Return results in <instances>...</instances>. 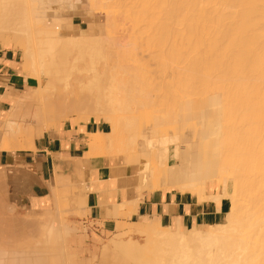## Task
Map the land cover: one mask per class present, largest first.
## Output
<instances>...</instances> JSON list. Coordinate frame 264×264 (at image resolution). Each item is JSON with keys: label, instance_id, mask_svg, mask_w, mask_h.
Wrapping results in <instances>:
<instances>
[{"label": "bare ground", "instance_id": "6f19581e", "mask_svg": "<svg viewBox=\"0 0 264 264\" xmlns=\"http://www.w3.org/2000/svg\"><path fill=\"white\" fill-rule=\"evenodd\" d=\"M82 1L0 0V42L21 52L18 68L34 80L0 95L7 102L0 149H36L35 140L67 117L110 126L90 135L87 158L54 164L47 181L52 220L37 246L0 251V264H115L119 246L132 264H264V0H88L106 9L104 29L90 22L71 33ZM120 14L132 31L127 50L114 52L120 43L111 29L121 26ZM160 66L172 68L171 76ZM96 155L111 166L107 181L90 177L88 158ZM126 167L131 174L119 179ZM117 187L122 200L105 213L122 211L128 229L99 258L77 256L75 246L88 237L66 218L88 213L90 189ZM143 187L228 197L231 207L221 224L130 221L137 202L130 195Z\"/></svg>", "mask_w": 264, "mask_h": 264}, {"label": "crops", "instance_id": "0c3cea01", "mask_svg": "<svg viewBox=\"0 0 264 264\" xmlns=\"http://www.w3.org/2000/svg\"><path fill=\"white\" fill-rule=\"evenodd\" d=\"M17 51L19 50L0 42V95L34 83L32 79L25 80L19 70L20 57ZM6 107L7 102L0 99V110ZM70 118L71 120L60 121L50 131H44L35 140L36 149L15 152L0 149V251L26 252V249L29 251L38 245L44 233L45 223L52 220L49 214L47 181H53L54 164L60 162L65 166L69 159L87 158L90 135L93 132L108 130V124L97 118ZM29 165L34 167V175H28ZM88 171L91 179L96 182L107 181L113 175L111 166L101 155L88 158ZM130 174L129 167H126L118 177L122 179ZM194 192L145 187L134 190L130 196L137 198V202L129 220L135 221L141 217L146 220H159L160 224L170 228L223 223L226 212L231 207L230 199L221 197L219 200H199ZM122 197L118 187L109 192L108 189H90L86 203L88 213L82 217H68L66 220L72 221V224L78 223L80 232L83 231L80 219L85 220L86 225L99 234L112 231L115 229L117 218L105 217L104 213L107 208H112L113 203L120 202ZM83 232L88 237V243L80 248V252L85 256L91 252L97 253L101 247L97 238L91 237L86 231ZM70 245L73 250V244Z\"/></svg>", "mask_w": 264, "mask_h": 264}, {"label": "rangeland", "instance_id": "374dc122", "mask_svg": "<svg viewBox=\"0 0 264 264\" xmlns=\"http://www.w3.org/2000/svg\"><path fill=\"white\" fill-rule=\"evenodd\" d=\"M101 3H109V2H111L112 0H99ZM127 1H131V0H127ZM87 3H89L88 5H87ZM112 3H114V1L112 2ZM91 7H90V6ZM89 6V7H88ZM93 6V7H92ZM96 5H92V3L90 2V1H88V0H83L82 1V3L80 4V7H79V10L82 12H80L81 13V15H79L80 13H78V14H75V15H73L72 16V20H73V22L75 23V25H72V27L70 28L71 30H70V32L71 33H76V31H75V29L74 28H81V29H86L87 27H88V25H89V23L90 22H95V31H97L98 33H100L102 30V28L104 27H102V26H100V25H104V23L106 22V20H107V15H106V9H102V8H99V7H95ZM88 7V8H87ZM83 14V15H82ZM121 15V14H120ZM118 15L119 17H121V19L118 17V21L117 22H119L118 24L120 25L121 24V26H117V27H115V28H110L111 30H112V32H113V39L117 42V43H120L117 47H115L116 49L114 50V48H113V51L114 52H116V51H119V50H121V49H124V50H122V51H125V49L127 48V47H125V43L126 42H128V40L130 39V31H132L131 29H130V23L127 21H124V18H123V16L121 15ZM110 19H114V16H112V15H110V16H108ZM122 19H123V22H120V21H122ZM126 20V19H125ZM127 23L128 24V26H127V24L125 25V24ZM123 25V26H122ZM125 25V26H124ZM126 26H127V28H126ZM104 29V28H103ZM144 44V43H143ZM142 44V45H143ZM140 46V45H139ZM140 49H142V47L140 46ZM139 49V50H140ZM144 49V48H143ZM142 49V50H143ZM127 50V49H126ZM150 51V49L149 50H147V54H149V53H151V51ZM141 53H143V54H139V55H142V57H144V58H142L141 57V59H139V60H141L140 62H143V60L144 61H146V55L147 54H144V52H145V50L142 52V51H140ZM17 53H18V57H20V54H21V52L20 51H17ZM146 53V52H145ZM138 55V56H139ZM137 56V57H138ZM150 56H152L151 54H150ZM153 57V56H152ZM139 58V57H138ZM150 57L148 56V58H147V60L149 59ZM152 59H154V57L152 58ZM131 61V60H130ZM129 61V62H130ZM148 61H151V60H148ZM158 62H159V60H157ZM134 62V60H132V63ZM140 62L138 61V63L140 64ZM154 62V61H153ZM161 62V61H160ZM144 63V62H143ZM145 63H147V62H145ZM144 63V64H145ZM155 63V62H154ZM152 64V66L154 65V67H156V66H159L158 64L155 66V64ZM130 64V66H131V63H129ZM134 64H137L136 62H134L133 64H132V66L134 65ZM141 65H142V63H141ZM148 65H150V62L148 63ZM160 65L162 66V63H160ZM135 66V65H134ZM133 66V67H134ZM138 66V65H137ZM146 65H144V67H145ZM160 66V67H161ZM175 66V65H174ZM154 67H151V68H154ZM166 67V66H165ZM165 67L163 66V68L162 69H165ZM150 68V67H149ZM148 68V66H146V69H149ZM161 68H159V69H161ZM167 69H166V72H168V71H172L171 69L172 68H169V67H166ZM155 69V71H158L159 69H156V68H154ZM154 69H150V70H154ZM161 69V70H162ZM170 69V70H169ZM144 71H145V69H144ZM164 71V70H163ZM146 73H148L147 71H145ZM153 71H150V74L152 73ZM159 72H161L160 70H159ZM145 73V74H146ZM173 72H168V74H170V75H166L167 73H164L165 74V76L167 77V76H171V74H172ZM149 74V73H148ZM148 74H146L147 76H148ZM160 74V73H159ZM162 74V73H161ZM160 74V75H161ZM152 76V74L149 76V77H151ZM162 76V75H161ZM164 76V75H163ZM165 76L164 77H162L163 78V80L165 79ZM173 76V75H172ZM156 77V76H155ZM157 77H159V76H157ZM162 78L161 79H159V78H157L158 80H160V81H163L162 80ZM173 78V77H172ZM157 79H154V82H156L157 81ZM167 79V78H166ZM168 79H171V78H168ZM149 80H150V78H149ZM156 80V81H155ZM165 81H167V80H165ZM164 82V81H163ZM154 84H156V85H161V83L160 82H156V83H154ZM161 87H163V85L161 86ZM159 90H163V89H159ZM164 92V91H163ZM158 93H160V92H158ZM196 95V94H195ZM189 96H194V94H190ZM195 97V96H194ZM193 98V97H192ZM200 98V97H199ZM199 98L197 97V95H196V97L195 98H193V101H195V100H199ZM191 103V102H190ZM198 103V102H197ZM196 103V105H198ZM193 104V103H192ZM196 107V106H195ZM73 117H75V116H73ZM94 118H97L98 120H101L100 118H98V117H94ZM66 120H71V118L70 117H67L66 119H65V121ZM107 123V122H106ZM108 124V123H107ZM110 129V126H109V124H108V130ZM107 130V131H108ZM230 189H231V186H230ZM44 199H45V197H44ZM104 216L106 217V216H114L115 218H117L116 219V223L117 224H120L121 226L119 227V228H117L116 230L114 229V230H112V231H109V232H105L104 234H99V233H97L95 230H93L92 228H90L88 225H86V223H85V220H83V219H80V222L82 223V230L83 231H86L90 236H92V237H95V238H97V240H98V244H100L101 245V247L99 248V251L97 252V253H95V252H91V253H89V254H86L87 256H85V255H83L81 252H80V248L83 246V245H80V246H75V250H74V252H75V254H77V256H80V257H82V258H90L92 255H94L95 257L96 256H98V258L101 256V250H102V248L103 247H105V246H108L110 243V239L113 237V235H115V234H120V233H122L123 231H125L126 229H128V221H127V219L125 218V215L123 214V212L121 211L120 213H118V214H115V215H111V214H109V213H105L104 214ZM82 217V216H81ZM226 218H227V214H226ZM141 219L143 220V221H145L146 219H144L143 217H141ZM226 220V219H225ZM135 239H137V240H139V242H143V239H138V238H136V237H134ZM88 241V240H87ZM114 253H113V258H114V261L115 262H113V263H115V264H132V261H131V257H130V255H129V253L127 252V250L124 248V247H121V246H119V247H115L114 248ZM112 251V252H113ZM85 260H87V259H85ZM86 262V261H85ZM86 264H90V262H86Z\"/></svg>", "mask_w": 264, "mask_h": 264}]
</instances>
